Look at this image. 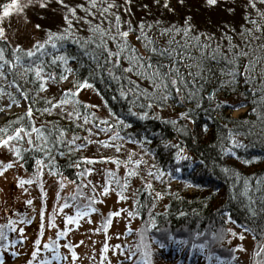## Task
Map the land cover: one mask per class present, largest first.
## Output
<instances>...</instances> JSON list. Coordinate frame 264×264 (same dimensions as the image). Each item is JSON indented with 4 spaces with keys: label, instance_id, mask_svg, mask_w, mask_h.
<instances>
[{
    "label": "trees",
    "instance_id": "obj_1",
    "mask_svg": "<svg viewBox=\"0 0 264 264\" xmlns=\"http://www.w3.org/2000/svg\"><path fill=\"white\" fill-rule=\"evenodd\" d=\"M229 1L237 19L215 23L210 14H207L206 17L199 12V10L205 11L200 7V4L194 6V0H187V3L183 5H179L176 0L175 4H171L175 11L170 12L163 8L162 17L166 22L161 28L183 27L185 17H191L189 22L192 29L189 36H194L197 33L206 34L212 37L211 44L213 46L220 44L222 50H227L229 42L223 38L227 33L232 37L233 44L243 46L242 26L244 28L252 27L246 19L248 12L244 8L242 10L238 8L237 0ZM240 1L244 5L249 4L246 0ZM66 2L75 5L84 3L85 0H66ZM194 8L197 10L195 11ZM214 8L218 7H211L210 10L213 11ZM133 15L139 17L137 12ZM157 15L160 16L161 13ZM249 18L259 20L256 13ZM148 19L151 20L144 21L145 24H153V28L147 30L148 35L157 41L160 47H168L167 42L171 33L160 34V30H157L156 27L161 20L154 16ZM153 21H159V24L153 23ZM137 24L132 21L133 28ZM232 29L235 31L233 32ZM131 34L138 35L137 32L132 31L129 33V37ZM42 35H45L44 31ZM80 35L86 36L87 32L81 30ZM256 35L261 34L256 33ZM129 37L130 43L140 53L148 55L142 42L138 40L132 42ZM174 38L184 44L183 33L176 34ZM203 39L204 35H201V40ZM259 45H264V37L253 42L252 54L258 59L264 58V49L258 47ZM0 47H7L10 54L11 50L2 40ZM188 50L194 57L199 56L198 49L189 48ZM64 51L68 56L75 57L74 60L69 59L68 61L67 67L72 71L67 73V79L70 78V81L66 86L64 82L67 79L59 81V74L64 70L63 65L52 67L51 71L56 73V80L48 82V91L46 92L45 90L38 93L33 91L36 85L26 81H19V83L29 90V99L26 101L28 106L33 108L32 115L43 121L41 125H45L49 130L53 127L63 128L66 130L68 138H72L74 135L78 136L80 139L76 141V144L84 146L75 148L73 145H50L48 151L51 154L52 164L48 163L49 157L44 156L37 149L23 153L22 160H17L9 152L12 159L20 162L23 171L27 173V176L22 179H32V183L47 189H62L66 183L72 182L74 186H70L74 189L73 193L66 196L65 199H61L59 196L56 201L62 200V204L68 206L71 203H85L88 197H94L95 202L92 207L96 211L90 212L89 215L102 214L100 224L102 229H105V225L108 226L111 210L101 211V203L104 199L97 193L108 179V170L114 172L116 177H125L126 167L123 162L128 159L129 154H133L132 159L139 158L146 161L138 166L139 177H131L127 189L132 193L133 208L131 211L139 212V215H131L127 219L130 220V223L134 222V226L129 225L131 230L126 231L122 241L113 249L114 251L119 250L129 264H145L149 260H155L156 263H154L158 264L161 256L168 257V259L169 257L174 258L180 248L192 247L194 244L203 245L208 249L210 255H212V251L223 245L220 247L221 251H227L232 255V248L229 249L225 246V241L230 243L233 233H235L229 234V230H238L250 235L256 242V246L253 247L256 249L255 252L260 246H264V76L260 73L261 66H264V59H260V64L256 66L257 71L252 73L255 77L254 80L246 82L243 76H237L235 83L223 85L220 81L227 80V77L221 74V69L226 68L225 62L206 60L205 68L211 69V72L206 71L207 80L200 82L203 84V89L198 101L197 99L191 101L185 99L182 103L177 102L173 94V98H169L166 105L159 106L153 103L151 108H147L143 107L148 102L143 96H138L135 99L132 93L121 96L119 87H132V85L127 84L125 80L118 83L110 79L106 73L97 72L95 63L88 55L84 54V49L69 41L65 45ZM156 59L157 57H153L154 62ZM159 59L167 63L164 58ZM248 59L244 57L240 59L241 72ZM122 63L124 62L122 61ZM12 79L11 74L7 76L6 80L0 79V86H2L0 87V105H2L3 99L9 103L15 102L17 105L25 100L15 85H11ZM132 79L137 80V77L132 75ZM84 80H88L92 85L90 88L95 90L103 102L104 110L106 109L109 118L99 119L96 112L76 96L63 97L65 89H72L75 92L76 82ZM138 83L140 87L151 91L147 81L139 80ZM210 90H213L214 93L212 99H209L207 94ZM62 98L69 99V103L63 108L57 106L48 112L44 111L45 108H49L47 100L55 102ZM197 103H199V107H197ZM238 108H245V111L234 117L231 111ZM74 109L80 112L81 118H68L67 112H72ZM189 109H192L191 119L179 117V113ZM143 112H147L146 118H141L139 115ZM85 115L88 116V122L83 120ZM17 117L23 118L25 123L28 122L25 112L15 111L7 114L0 127L7 126L10 121H17ZM117 117L123 123L117 124ZM102 121H106L112 127L106 128ZM168 121H176V123L173 125ZM88 129H91V132ZM230 132L243 145L242 147H237L231 142ZM140 141L144 143H140ZM175 145L183 147L190 159L177 161ZM24 147L27 145L25 144ZM68 147H72L73 151L69 152ZM60 152H63L64 155H60ZM82 157L90 158L92 162L81 159ZM100 157L111 159L101 160ZM38 158L42 159L46 165L42 175H36V160ZM117 161H120L119 165ZM89 168L92 169L91 172L86 171ZM177 169L179 170L177 171ZM128 170L131 168L129 167ZM157 170L164 173V176L159 180L154 178L158 174ZM149 171H151V175H149ZM149 180L152 184L150 189L146 187V181ZM173 181L178 182L172 184ZM61 183H63V187L60 186ZM110 191L116 192L117 196L119 194L120 190L115 179L111 183ZM157 193L161 194L159 198L156 197ZM73 194L76 196L75 201L72 199ZM45 201L48 200L45 199ZM45 201L41 210L46 207ZM57 208L54 205L55 210L52 209L48 214V224L50 221L53 223L54 220H57L56 212L60 214V205ZM122 214L123 211H120V215ZM229 217H231L230 220ZM153 218L156 227L148 228L147 225ZM44 223L45 219L40 218L35 238L26 251L28 257L21 264H26V261L32 259L33 242L40 238L38 230L41 228V224L44 226ZM28 224H31L30 219ZM20 228H23L24 231L26 229L24 224L15 228V231H10L8 227L4 229L8 240L16 241L13 245L25 243V239H21V237H25L24 231L20 232ZM64 228L56 232L53 239L49 241L50 244L55 242L57 245L60 240L57 233ZM67 235L69 232L65 235L66 238H68ZM142 235L143 240H141ZM128 236H130L129 241L126 240ZM176 241H186L187 243H177ZM67 243L74 245L69 239H67ZM40 247L42 248V243ZM68 249L70 253H63L59 247L55 246L51 248L52 254H49V249L42 250L33 264H39L40 260L50 263L55 257L64 259L70 257L74 261L76 257L73 258L71 253L72 251L76 253L77 250L75 246ZM103 251L101 260H99L100 264H108L109 256L106 253L105 245H103ZM132 252H135L136 255L132 259H128ZM54 253H59V255L54 257ZM145 253H150V255L146 256ZM258 258L260 264H264V247ZM251 260L253 262V257ZM111 264L122 263L118 261Z\"/></svg>",
    "mask_w": 264,
    "mask_h": 264
},
{
    "label": "snow or ice",
    "instance_id": "obj_2",
    "mask_svg": "<svg viewBox=\"0 0 264 264\" xmlns=\"http://www.w3.org/2000/svg\"><path fill=\"white\" fill-rule=\"evenodd\" d=\"M55 4L60 10V17L62 20V26L58 27L57 30L53 31L51 28L42 29L39 23L35 24L34 27L37 30L44 31L45 37L43 40H36L31 48H22L20 44H16L11 48L10 54L7 51V47H0V79H7V76L11 74L13 79L11 80V85H15L17 90L20 91V95L25 100L29 99V90L19 83V81H26L36 85L33 91L37 93L44 91L48 87L49 81L56 80V73L51 71L53 66L59 67L64 66L63 72L59 74V81L67 79V73L72 71L71 68L67 67L69 59H75V57L68 56L64 49L65 45L70 41L76 44L79 48L85 50V55L95 63V68L97 72H104L107 76L119 83L121 80L127 81V84L132 85V87L120 86L119 91L121 96H127L132 93L134 99L138 96H143L147 99V104L143 107L151 108L153 103L159 106L166 105L169 98H174L177 102H183V100H193L197 101L201 98L200 92L203 89V84L201 81H206L207 76L205 72H211V69L205 68V61H224L226 68L221 69V74L227 77V80H221L220 83L232 84L235 83L237 76H243L245 81L254 80L255 77L252 73L257 71V64H260V58L258 59L254 54H252L253 42L264 37V12L256 11V16L259 18H246L248 23L252 27L244 28L242 26L241 38L243 46L240 44H233L232 37L224 34L225 39L228 40L227 50H222L220 44L213 46L211 44L212 37L206 34L197 33L194 36H189L192 29V25L189 22L191 17H185V25L183 27L169 26L168 28L160 29V34L169 35L168 47H160L151 36L148 35L149 29L153 28V24H145L143 20L139 21L138 24L133 28L132 21L130 19H122L121 11L126 13L128 16L132 15L131 4L132 0H123L122 4H118L117 0H85L84 3L71 5L66 2V0H54ZM264 3V0H260ZM53 3V0H26L24 5L19 3V0H11L10 4L3 6V11L0 13V20L4 17H8L12 12H22L24 7L37 6L39 9L48 10L49 5ZM155 5H158L168 11H175L172 8L170 0H153ZM179 5L184 4V0H177ZM203 5L206 7H215L218 5V0H203ZM249 5L252 8H256V0H249ZM143 8L147 9L148 5H141ZM79 10V11H78ZM55 11V9H53ZM227 11L231 12L232 9L228 8ZM43 19V18H42ZM159 24V21L156 22ZM81 30L86 31L87 35H80ZM135 31L138 33L136 39L142 42L143 47L148 52V55H144L139 52V50L130 43L128 37L129 33ZM234 32L235 29H232ZM178 33H183L184 44L175 40V35ZM260 33L261 35H256ZM201 35H204V39L201 40ZM0 40H7L5 30L0 26ZM175 45V47H173ZM258 47L264 49V45H259ZM189 48L198 49L199 56L194 57ZM247 49V50H246ZM48 57V59H45ZM153 57L157 59L153 60ZM249 58L247 63L243 65V71L240 69V59ZM159 58H164L167 63H164ZM122 61L124 63H122ZM184 69L183 71L181 69ZM260 73L264 76V66H261ZM132 75L137 77V80L132 79ZM145 80L148 82L151 91L147 88L140 87L138 81ZM75 92L72 89H65L63 92V97H74L75 93L79 92L80 89L86 87H92L88 80L83 82H76ZM2 87V86H0ZM214 93H209V99H212ZM49 104V108H45L44 111L48 112L50 109H55L57 106L63 108L64 105L69 103V99L62 98L52 102V100L46 101ZM19 103V101H17ZM77 103H79L77 101ZM10 106V105H9ZM199 107V103H197ZM64 111H67L64 109ZM33 108L28 106L26 108L25 116L28 118V122L25 123L23 118L17 117V121L8 122L7 126L0 127V147L7 148L17 160L23 159V153L29 152L30 150L37 149L44 156L49 157V164H52L51 154L48 151L49 146H55L56 144H64L65 146L73 145L75 148L83 147V144H76V141L80 139L78 136H73L68 138L66 136V130L63 128L57 129L55 127L49 130L45 125L36 126L32 118ZM192 109L188 111L179 113V117L191 119ZM141 118H146L147 112L139 114ZM69 119H79L81 114L75 109L72 112H67ZM83 120L88 122V116H83ZM117 124L123 123L119 117L116 118ZM169 123L175 125L176 121H168ZM106 128H111L112 125L107 124L106 121H102ZM81 127L83 125H80ZM206 127V126H205ZM91 132V129H88ZM115 137V133L113 134ZM229 139L237 147H242L243 145L229 133ZM140 143H144L140 141ZM170 144V142H168ZM27 147H24V145ZM108 146V145H106ZM177 148L175 159L177 161L183 159H190L184 151L183 147L175 145ZM119 150V148H117ZM68 151L72 152L73 148L68 147ZM64 155L63 152L59 153ZM133 154H129V157L123 163L126 167V173L124 178L116 177L115 173L108 170V179L102 186L101 194H108L111 190V183L113 179L119 188L118 198L120 200H127L128 197L123 193L127 191L130 178L139 177L138 166L142 163H146L142 159H132ZM81 159L88 160L90 163L92 160L87 157H82ZM101 160L111 159L108 157H100ZM246 163L249 161H245ZM120 161H117L119 165ZM37 173L36 175H42L44 167V161L42 159L36 160ZM13 161H8L7 163L0 161V175H2L8 168L14 167ZM131 170H128V168ZM154 167V166H153ZM179 169H177L178 171ZM91 172L92 169L86 170ZM158 171V174L154 177L159 180L164 173ZM227 171V169H225ZM83 174V173H82ZM149 171V175H151ZM142 179V178H141ZM32 179L24 180L20 179L17 181L19 186H23L25 183L31 184ZM63 187V183L60 185ZM146 187L152 188L151 181H146ZM27 191V189H25ZM93 191L95 189L93 188ZM246 194V193H245ZM83 195V193H81ZM160 193L156 194V197H160ZM72 199L75 201L76 196L73 194ZM95 202L94 197H88L85 203H76L75 214L68 215L65 220L66 223L78 225L79 219L81 217L88 216L90 212L96 211L92 207ZM28 204L32 201L28 200ZM66 204L60 205V209L63 210ZM123 211V210H121ZM120 212H111L108 217V222L110 223L112 216H119ZM128 215H139V212L129 211ZM43 216V212H41ZM229 220L231 217L228 218ZM30 223V221H29ZM9 225H13L10 231H15L14 221L9 219L7 224H0V264H3V250H6L10 244H14L16 241L8 240V236L4 229ZM49 226H55L51 221ZM148 228H155L156 223L154 218L148 223ZM43 228V224H41ZM107 225H105V230ZM20 232L24 229L20 228ZM70 228L65 227L63 230L57 233V237L65 236ZM99 231V229H97ZM231 231V230H229ZM235 234V233H233ZM197 235H200L197 233ZM40 236H43L41 231ZM21 239H26V237H21ZM169 239H172L169 237ZM241 239L243 236L241 235ZM143 240V235L141 236ZM177 243H187L186 241H176ZM42 243L41 238H37L33 242V251L31 252L32 259L26 261V264H33L37 255L43 249H51L55 245V242L43 243V249L40 247ZM70 249L74 248V245H65ZM163 247V244H161ZM193 248L198 247L197 245H192ZM201 249L203 245L199 246ZM239 247V246H238ZM107 245H105V249ZM15 255H20L19 253H14ZM59 253H54V257L58 256ZM71 255L73 258L76 257L75 251H72ZM136 253L132 252L128 259H132ZM145 255H150V253H145ZM66 259V257H65ZM39 264H45L44 260H40Z\"/></svg>",
    "mask_w": 264,
    "mask_h": 264
},
{
    "label": "rangeland",
    "instance_id": "obj_3",
    "mask_svg": "<svg viewBox=\"0 0 264 264\" xmlns=\"http://www.w3.org/2000/svg\"><path fill=\"white\" fill-rule=\"evenodd\" d=\"M249 3V0H246ZM176 0H170L171 4H175ZM11 0H0V13L3 11V6L10 4ZM21 5L26 3V0H19ZM118 4H122L123 0H117ZM187 3V0H184V4ZM237 6L240 10L244 8L248 12L249 17H253V14L256 13L257 10L260 12L264 11V3H261L260 0H256V8H252L249 4L244 5L242 1H236ZM147 4V9L143 8L141 5ZM200 4V7L205 11H200L201 14L207 17V14L211 15V19L215 23H220L222 21L231 19L236 20V13L233 11L232 6L230 5L229 0H218V8H214V10H210L211 7H206L203 5V0H194L193 5ZM228 8H231L232 11H227ZM55 9V11H53ZM195 11L197 8H194ZM131 12L132 15L128 16L126 13L121 11L122 19H126L127 17L134 21L135 23L143 20L148 21L152 18L157 17L161 20L160 24L156 27L157 30L162 29L161 27L164 25L166 20L162 17L164 14L163 8L155 5L153 0H132L131 4ZM139 13V17H135L133 13ZM161 13V15H157ZM43 18V19H42ZM248 20V19H247ZM157 21H153L155 23ZM39 23L42 29L51 28L53 31L57 30L58 27L62 26V20L60 17V10L58 6L53 3L49 5L48 10L39 9L37 6H28L24 7L22 12H12L8 17H4L0 20V26H2L5 30V34L7 36V40L3 42L8 45L11 50L16 44H20L22 48H31L33 43L36 40H43L45 35H42L41 30H37L34 25ZM130 40L132 42H136V36L130 35ZM1 41V40H0ZM137 45V43H135ZM70 78L64 82L66 86ZM48 89L45 90V92ZM213 93V90L207 92ZM75 96L80 99L82 102H85L88 106L92 108L93 111L96 112L97 116L101 120H105L108 117L106 114V109L104 110L103 102L100 100L99 96L95 92L94 89L90 87L82 88L79 92L75 93ZM2 107H0V122L6 117L8 113H13L15 111L26 112V108L28 107V103L26 100H23L20 105H17L15 102L11 103L10 107H6L10 103L3 99ZM7 109V110H6ZM245 111V108H238L232 110L231 114L236 117L242 112ZM27 118V117H26ZM37 127L43 123L41 119L37 116L32 115L31 118ZM28 121V118H27ZM9 150L4 147H0V161L7 163L8 161L14 162V167H11L9 171L0 175V224H4L7 220L13 219L17 217L21 212L28 211L29 216H34V219L31 221V224L26 223V232H25V243H19L15 247L11 248L9 251L5 253V260L3 264H21L28 256L26 251H28V247L32 243V240L35 238L36 228L39 227V218H44L45 223L43 228L38 230V234L40 236L41 231L43 232V236L41 238L42 242H46L47 240L53 238L56 232L59 229L63 228V222L65 215H61L56 212V219L53 224L55 226L50 227L48 224V214L52 210V200L57 195L55 189H51L48 192V196L46 194H40L39 197H35L33 195H28L25 189H29L30 186L28 183H25L22 187L18 185L17 181L27 176V173L23 171L22 165L20 162L12 159V156L9 155ZM176 184V183H172ZM68 183L61 192V195L68 194L72 192L74 189ZM47 191V190H43ZM128 197L127 200H120L117 196V193L114 191H110L108 194H105L104 201L101 203L102 207L100 208L102 212H107L109 209H119L123 210V214L121 217H116L115 220L111 221L110 229L103 230L100 222L102 221V214L98 213L91 220H83L80 225L76 228L74 226H70L71 231L69 233V237L71 238L72 243L76 247L78 252V258H75L73 261L68 260L67 262L55 261L53 264H99L98 260L100 258V248L104 244L103 240L106 238V234H108V252L113 261L119 260L120 257L116 256L113 251V243L115 241H120L123 238L126 229L131 224L134 226V222L130 223V215L128 212L133 208V201L131 198V192L127 190L123 193ZM32 199V203L28 204L26 200ZM45 198H48V201H45ZM44 201L46 202V207L41 210ZM163 206V205H162ZM43 212V216L38 215L39 211ZM70 211V210H68ZM101 220V221H100ZM99 229V231H97ZM241 235L234 234L230 243L225 241V246L231 250V257L233 258L232 263L230 264H258L257 262H252L251 258L256 253L253 247L256 246V242L252 239V237L248 234H245L241 231H238ZM231 238V237H230ZM221 244V243H220ZM236 244L243 246L244 250L238 247ZM119 252V251H118ZM14 253H19L20 255H15ZM223 253V252H221ZM117 258V259H116ZM226 258V256L224 257ZM111 259V260H112ZM116 259V260H114ZM161 264H166V261H163ZM173 264V263H172ZM199 264H203L200 262ZM225 264V263H224Z\"/></svg>",
    "mask_w": 264,
    "mask_h": 264
},
{
    "label": "bare ground",
    "instance_id": "obj_4",
    "mask_svg": "<svg viewBox=\"0 0 264 264\" xmlns=\"http://www.w3.org/2000/svg\"><path fill=\"white\" fill-rule=\"evenodd\" d=\"M205 257H206V255L204 253H201V255L199 256L200 259H203Z\"/></svg>",
    "mask_w": 264,
    "mask_h": 264
}]
</instances>
